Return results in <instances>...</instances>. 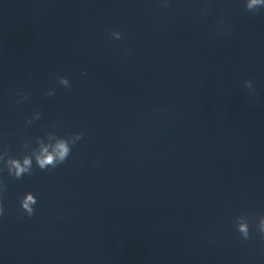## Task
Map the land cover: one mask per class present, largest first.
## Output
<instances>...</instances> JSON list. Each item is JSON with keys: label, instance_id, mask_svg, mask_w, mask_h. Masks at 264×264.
<instances>
[{"label": "water", "instance_id": "water-1", "mask_svg": "<svg viewBox=\"0 0 264 264\" xmlns=\"http://www.w3.org/2000/svg\"><path fill=\"white\" fill-rule=\"evenodd\" d=\"M247 2L0 0V264H264Z\"/></svg>", "mask_w": 264, "mask_h": 264}, {"label": "clouds", "instance_id": "clouds-1", "mask_svg": "<svg viewBox=\"0 0 264 264\" xmlns=\"http://www.w3.org/2000/svg\"><path fill=\"white\" fill-rule=\"evenodd\" d=\"M246 9L248 11H255L257 9H259L260 7H264V0H248V2L246 3ZM62 83L64 84H67V80H62L61 81ZM54 93L53 92H48L47 95L51 96L53 95ZM68 148L61 144L58 146V157H59V160L61 162H64L65 161V158L66 156L68 155ZM30 162L28 160H25V164H29ZM38 163H39V166L43 169L45 168L46 165L48 164H55V158L51 155H48L46 156L45 158L43 159H39L38 160ZM16 168H17V177L19 178L20 177V174L22 172L25 171L24 168H21L19 164L16 165ZM35 203V200L31 198V196L28 197V199L24 200L21 202V207L24 211H26L27 215L28 216H32L33 215V208L31 207L32 204ZM3 212H4V208H3V204L0 203V215H3ZM264 237V236H262ZM246 239H248V237H245Z\"/></svg>", "mask_w": 264, "mask_h": 264}]
</instances>
